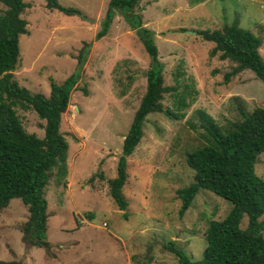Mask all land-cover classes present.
Here are the masks:
<instances>
[{
  "label": "rangeland",
  "instance_id": "1",
  "mask_svg": "<svg viewBox=\"0 0 264 264\" xmlns=\"http://www.w3.org/2000/svg\"><path fill=\"white\" fill-rule=\"evenodd\" d=\"M23 1L30 4L21 14L28 33L19 36V60L12 71L20 86L48 96L49 78L61 83L77 69L76 56L83 43L89 42L90 47L61 115L60 131L69 145L67 174L57 181L53 168L45 187L50 253L21 241L28 210L20 198H12L0 209V260L179 264L164 247L168 241L191 259H200L209 221L222 219L232 206L229 200L200 189L190 207L179 213L176 190L194 182L186 157L206 143L201 112L226 130L242 119L239 108L264 107V83L250 69L225 80L224 74L236 63L220 59L219 52L210 57L214 43L203 39L199 31L220 29L238 18L240 26L262 38L259 52L264 59V0H140L135 7L143 25L154 32L164 85L174 88L162 93L160 104L177 117L164 112L147 116L143 136L127 157L122 187L126 210L113 202L108 180L116 176L124 135L145 92L150 58L119 11L107 35L95 40L109 0H58L93 18V23L77 12L69 15L48 9L46 0ZM180 97L189 105L179 108ZM14 108L24 129L43 137L45 120L31 108L19 104ZM255 172L264 179V153L258 155ZM88 212L94 218L88 220ZM246 225L244 216L240 226Z\"/></svg>",
  "mask_w": 264,
  "mask_h": 264
},
{
  "label": "trees",
  "instance_id": "2",
  "mask_svg": "<svg viewBox=\"0 0 264 264\" xmlns=\"http://www.w3.org/2000/svg\"><path fill=\"white\" fill-rule=\"evenodd\" d=\"M139 1L109 0L95 34V40L106 35L116 11H119L150 58L145 92L123 138L116 176L108 180L109 194L120 210H126L128 206L122 192L127 179V157L143 136L147 116L152 112H164L177 117L175 112L163 109L160 104L162 93L174 88L164 85V66L158 58L154 32L143 25L142 15L134 10ZM29 6L23 0H0V209L7 206L12 198H20L28 210L21 241L26 247L44 248L50 253L45 187L53 168L57 170V181L64 180L67 174L69 145L60 131L61 115L80 78L90 43L84 42L80 48L76 56L79 65L74 72L61 83L49 78L48 96L32 93L20 86L12 71L19 60V36L28 33L27 21L21 14ZM45 6L69 15L78 11L62 6L58 0H46ZM199 33L203 39L214 43L209 51L210 57L219 52L220 59L228 58L236 63L224 74L225 80L250 69L264 83V59L259 52L262 38L240 26L238 18L224 23L220 29H204ZM83 92L87 95L86 90ZM189 103L184 97L177 100L179 108ZM17 104L33 109L40 119L45 120L43 137L24 129L14 108ZM239 112L242 119L223 131L210 115L201 112L206 143L186 157L187 165L194 172V182L176 190L181 200L179 213L182 215L190 207L200 189L210 190L229 200L232 206L222 219L209 221L200 259H191L174 241L164 243L179 264H264V219H260L264 214V179L255 172L258 155L264 153V107L257 106L252 111L239 108ZM93 176L88 182L93 180ZM94 216L92 212L86 213L88 220ZM244 216L247 217V225L241 228ZM124 217H127L126 212ZM0 264L16 262L0 260Z\"/></svg>",
  "mask_w": 264,
  "mask_h": 264
},
{
  "label": "water",
  "instance_id": "3",
  "mask_svg": "<svg viewBox=\"0 0 264 264\" xmlns=\"http://www.w3.org/2000/svg\"><path fill=\"white\" fill-rule=\"evenodd\" d=\"M76 14L78 15V17H80V18H82V19H84V20H87V21H89V22H92V21H93L92 19L86 17L84 14H82V13H80V12H77Z\"/></svg>",
  "mask_w": 264,
  "mask_h": 264
},
{
  "label": "crops",
  "instance_id": "4",
  "mask_svg": "<svg viewBox=\"0 0 264 264\" xmlns=\"http://www.w3.org/2000/svg\"><path fill=\"white\" fill-rule=\"evenodd\" d=\"M108 4V3H107ZM75 14V13H74ZM83 14V13H82ZM87 17V16H86ZM88 18H90V17H88ZM82 19V18H81ZM90 19H92L93 20V18H90ZM84 20V19H83ZM85 21H87V20H85ZM89 22V21H88ZM94 22V20L91 22V23H93ZM101 22V21H100ZM111 26V25H110ZM100 27V26H99ZM97 32V31H96ZM108 33V32H107ZM96 34V33H95ZM107 35V34H106ZM105 36V35H104ZM103 36V37H104ZM95 38V37H94ZM86 42V41H85ZM143 45V44H142ZM261 46H262V43H261ZM144 47V46H143Z\"/></svg>",
  "mask_w": 264,
  "mask_h": 264
},
{
  "label": "clouds",
  "instance_id": "5",
  "mask_svg": "<svg viewBox=\"0 0 264 264\" xmlns=\"http://www.w3.org/2000/svg\"><path fill=\"white\" fill-rule=\"evenodd\" d=\"M125 136V135H124Z\"/></svg>",
  "mask_w": 264,
  "mask_h": 264
}]
</instances>
